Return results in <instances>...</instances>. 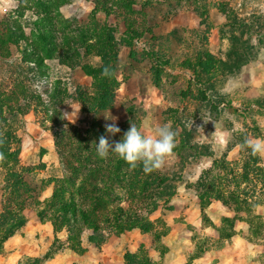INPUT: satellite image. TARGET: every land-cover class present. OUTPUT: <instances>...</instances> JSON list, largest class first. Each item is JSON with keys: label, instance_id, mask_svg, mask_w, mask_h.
<instances>
[{"label": "rangeland", "instance_id": "rangeland-1", "mask_svg": "<svg viewBox=\"0 0 264 264\" xmlns=\"http://www.w3.org/2000/svg\"><path fill=\"white\" fill-rule=\"evenodd\" d=\"M235 15L246 24L243 32L231 25ZM48 30L52 34L48 45L56 46L57 51L51 59H44L45 69L30 72L26 66L29 60L23 63L30 51L27 39L36 42ZM256 33H264V0H0L1 89L9 92L18 77L28 85L27 91L41 94L48 103L58 81L59 107L64 115L59 124L63 127L98 128L102 124L105 128L113 122L108 118L116 117L118 126L131 117L151 134L156 126L171 122L176 133L175 155L161 170L184 167L174 197L149 215L151 232L126 229L98 243L86 231L81 243L72 247L65 230L56 238L52 225L44 222L48 227L33 234L40 244L39 256H24L20 264H106L101 250L109 247L104 245L108 238L125 236L128 248L132 239L142 238V234L145 240L136 252L139 262L158 264L170 252L166 253V243L186 230V219L190 220L187 230L198 238L195 242L187 239L181 246L183 239H174L179 244L173 251L178 261L183 253L188 255L185 264L198 261L201 250L211 246L207 233L213 234L214 227L221 233L220 240L229 242L225 247L218 241L222 260L230 257L231 264L248 261L261 248L251 242H259L264 235L260 220L264 219L260 212L264 211V155L252 156L250 149L239 147L245 139L264 140V38ZM84 35L92 43L97 39L108 42L112 46L105 47L116 53L110 62L117 82L112 104L98 112H82L73 97L76 84L84 86L91 97L96 90L93 76L81 65H94L100 57L78 44V36ZM244 41L254 46L246 48L247 54L242 51ZM36 46L44 48L43 43ZM74 46L79 54L75 58L70 50ZM69 57L71 64L76 63L74 67L60 61ZM131 107L134 112L128 111ZM44 116L30 111L21 119L18 131L21 152L17 170L35 185L59 165L54 129L51 121L42 122ZM179 121L189 131L191 145L199 144L209 156H189L192 150L180 142ZM103 133L117 141V135L111 136L105 129ZM180 154L187 157V163H182ZM5 171L0 181V212L14 185L12 169ZM239 174L244 178L234 181V175ZM211 180L219 188L205 195ZM51 189L48 187L40 199L50 195ZM234 189L240 193H231ZM24 215L27 220L37 217L33 208L25 209ZM20 232L21 228L16 231ZM3 233L0 227V264H18L10 255L9 244L1 241ZM154 245L159 249L155 255L149 249ZM55 257L57 263L52 260Z\"/></svg>", "mask_w": 264, "mask_h": 264}, {"label": "trees", "instance_id": "trees-1", "mask_svg": "<svg viewBox=\"0 0 264 264\" xmlns=\"http://www.w3.org/2000/svg\"><path fill=\"white\" fill-rule=\"evenodd\" d=\"M231 15L233 14H230L228 18ZM237 18L236 15L233 16L234 22L231 25L239 26L243 32L246 24L237 21ZM256 36L264 38V33H256ZM51 37V31L48 30L46 34L39 35L36 42L27 39L26 48L30 51L25 54L26 58L23 59V63L29 60L26 65L28 71L38 73L47 67L44 59H51L57 51L56 46L48 45ZM78 37V44L86 45L85 49L88 51L92 50L94 53L96 51L95 54L100 57V60L94 65L89 63L81 65L85 73L93 76L94 85H96L93 97L89 96V93L84 90L85 87L80 84H76L73 97L77 99L82 112H98L109 108L112 104L117 82L115 66L110 62L113 63L112 61L116 59V53L112 50L108 51L105 47L106 45L112 46L108 42L102 43L97 39L92 43L90 39H85V35ZM248 38L251 40L249 35ZM37 43H43L44 48L39 49L36 46ZM243 44L244 54H247L246 48L254 47L249 41H244ZM70 50L74 58L76 55L79 56L75 46ZM41 52L46 55L41 56ZM71 59L72 57H69L65 62L63 59L60 61L74 67L76 63L72 61L71 64ZM104 66L110 67L112 72L110 77L101 76ZM58 83V81L55 82L56 87L49 94L48 103L41 94L27 91L28 85L24 79L18 77L9 92L0 88V133H3L4 138L0 146V152L4 155L3 161H0V181L4 177L5 170L10 168L14 180L13 187L6 193L0 212V227L4 231L1 241H6L26 224L24 210L28 208L36 210L37 218L41 222H49L52 225L56 238L62 230H65L66 240L72 247L81 243L82 234L86 231H89L91 239L95 238L98 243H102L109 234L118 235L126 229L138 228L144 232H151L153 223L149 215L161 203H166L174 197L178 182L181 181L183 164L180 171L157 170L146 174L142 164L132 169L113 153H110L107 159L100 158L92 144L93 142L98 144L99 137L104 134L105 128L102 124L98 128L95 126L79 128L74 125L63 127L59 124L63 123L64 115L59 107L62 99ZM30 111L36 116L39 112H43L45 116L42 122L51 121L54 129V147L59 156L56 171L42 179L37 185L26 180V176L17 170L21 152V139L18 131L22 125L21 119ZM128 111L134 112L135 109L131 107ZM130 123H134L131 117L118 125L121 131L116 134L117 142L128 130ZM179 123L180 142L184 146L188 145L192 150L189 156L192 158L209 156L202 151V148H199V144L191 145L189 131L181 121ZM179 156L182 163H187L185 155L180 154ZM213 164L215 165L216 161H213ZM41 167L44 169L46 164L43 163ZM243 178L244 175L239 174L234 175L233 180L237 182ZM215 182L214 180L209 181L211 185L205 195L214 194L213 191L219 188ZM201 185L206 187V184ZM48 187L52 188L50 195L41 200V194ZM231 193L239 194L240 191L234 189ZM205 203V198L200 199L202 212ZM153 248L159 250L155 245ZM147 256L150 258L149 255ZM124 262L125 264H141L137 254L130 252L125 253Z\"/></svg>", "mask_w": 264, "mask_h": 264}, {"label": "crops", "instance_id": "crops-1", "mask_svg": "<svg viewBox=\"0 0 264 264\" xmlns=\"http://www.w3.org/2000/svg\"><path fill=\"white\" fill-rule=\"evenodd\" d=\"M264 171V169H263ZM194 207H197V205H194ZM261 213H264V211H260ZM264 218V217H263ZM263 222L264 225V219H260ZM186 227L190 225V220L186 219ZM199 224V223H198ZM48 225L47 223H43L40 220L37 219V217H32L27 220L25 226L21 228L20 233H16L13 236L9 237L5 243L9 244L10 252H11V257L12 259L14 258V262L20 264V261L23 259L24 256H27L28 258H35L39 256L40 252V244L38 243L37 240L34 239V233H42V230L44 228H47ZM52 228V227H51ZM184 230L182 234H180L178 237H172L170 243H166L168 246V249L166 250V253L170 250L169 254L164 255L162 257L158 264H185L188 262V255L183 253L182 259L178 261L175 257V251L178 249V246L180 244L183 245L185 240H195L198 238V235L193 233V231H188ZM213 228V227H211ZM213 230V234L207 233L210 238H211V246L209 248H205L204 250H201L200 256L197 260H194L192 264H231L230 262V257H228L226 260H222L223 253L221 254L220 252V247L225 246L228 247V240H220L221 238V233L217 229ZM206 230V229H205ZM207 232V231H206ZM45 235H50V233H45ZM145 234H142V238L138 237L136 240L135 238L132 239L131 244L124 243L125 241V236L122 237H117L113 236L107 239L106 243L104 244L105 246H109L108 248L104 247L101 250V256H104V259H102L106 264H125L124 262V255L126 252L130 253H136L142 243L144 242L145 238L143 237ZM180 238L179 240H182V243H175L174 239ZM146 239L148 241V236L146 235ZM221 242V246H219V241ZM149 241L146 243L148 246ZM253 246L256 247H261L256 251V253H252L250 259L246 261L244 264H264V235L261 236L259 242H251ZM175 244V247H174ZM198 244V243H197ZM195 244V245H197ZM126 246V247H125ZM154 247V246H153ZM153 247H149L150 251L152 252L153 255L158 254L159 252L154 249ZM223 251V250H222ZM253 252V251H252ZM172 253V255H171ZM171 255L170 258L168 256ZM174 255V256H173ZM187 255V256H186ZM57 257L52 258L54 262L57 263ZM59 262V261H58Z\"/></svg>", "mask_w": 264, "mask_h": 264}, {"label": "clouds", "instance_id": "clouds-1", "mask_svg": "<svg viewBox=\"0 0 264 264\" xmlns=\"http://www.w3.org/2000/svg\"><path fill=\"white\" fill-rule=\"evenodd\" d=\"M111 75L110 67L104 66L101 76L110 77ZM108 119L113 122L106 124L105 130L111 136H115L121 131L115 122L117 118L111 117ZM3 142V133H0V146ZM92 145L95 146L100 158L107 159L109 154L113 153L132 169L142 164L143 171L147 174L161 170L165 163L174 157L176 133L172 129L171 122L156 126L151 134H146L136 124L130 123V127L118 142L110 141L109 138L101 135L98 144L93 142ZM239 147L242 151L250 149L252 156L264 155V140L262 139H245ZM3 159L4 155L0 152V161H3Z\"/></svg>", "mask_w": 264, "mask_h": 264}]
</instances>
